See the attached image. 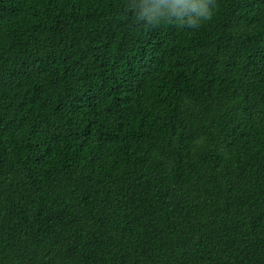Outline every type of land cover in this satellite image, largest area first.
Returning <instances> with one entry per match:
<instances>
[{"label":"trees","instance_id":"16d2710c","mask_svg":"<svg viewBox=\"0 0 264 264\" xmlns=\"http://www.w3.org/2000/svg\"><path fill=\"white\" fill-rule=\"evenodd\" d=\"M0 0V264H264V0Z\"/></svg>","mask_w":264,"mask_h":264},{"label":"clouds","instance_id":"9594fccd","mask_svg":"<svg viewBox=\"0 0 264 264\" xmlns=\"http://www.w3.org/2000/svg\"><path fill=\"white\" fill-rule=\"evenodd\" d=\"M175 5H179L180 9L191 8L197 16L204 17V20L211 19L212 12L206 8L207 0H173Z\"/></svg>","mask_w":264,"mask_h":264}]
</instances>
